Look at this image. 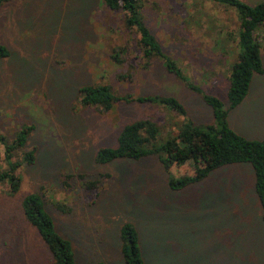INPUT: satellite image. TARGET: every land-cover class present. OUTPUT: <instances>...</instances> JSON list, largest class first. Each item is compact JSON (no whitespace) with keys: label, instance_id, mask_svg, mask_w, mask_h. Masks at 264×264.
Masks as SVG:
<instances>
[{"label":"rangeland","instance_id":"374dc122","mask_svg":"<svg viewBox=\"0 0 264 264\" xmlns=\"http://www.w3.org/2000/svg\"><path fill=\"white\" fill-rule=\"evenodd\" d=\"M241 1L254 6L264 0ZM141 13L163 55L202 94L227 107L239 52L237 12L205 0H144ZM123 18L101 0H14L0 8V45L10 53L0 60V134L11 138L31 127L24 151L36 155L33 165L14 173L17 192L9 179H0V264H53L23 214L22 202L32 193L43 196L75 264H124L125 224L137 232L145 264H264V225L250 164L220 168L172 191L168 179L190 169L173 166L167 173L161 153L96 162L99 149L116 147L126 124L154 122L159 147L187 121L198 127L213 122L202 94L167 72L163 59L142 68L136 37ZM123 47L124 63H114L110 56ZM261 78L253 76L252 84ZM87 85H106L121 100L107 113L83 107L79 90ZM155 95L175 98L186 115L159 103L127 102ZM229 114L239 135L264 139V116L243 108ZM7 170L0 144V174ZM90 182H96L93 191L85 190Z\"/></svg>","mask_w":264,"mask_h":264},{"label":"trees","instance_id":"16d2710c","mask_svg":"<svg viewBox=\"0 0 264 264\" xmlns=\"http://www.w3.org/2000/svg\"><path fill=\"white\" fill-rule=\"evenodd\" d=\"M14 0H0V8ZM103 5L113 13H123L124 23L136 37V48L143 67L154 59H163L167 72L174 74L191 91L202 94V91L183 76L178 63L163 55L156 37L150 32L142 15L144 0H101ZM234 9L240 21L237 45L239 48L236 61L232 64L229 76V89L226 94L227 107L218 98L202 94L203 102L213 113V122L202 127L191 121L184 123L178 132L159 147L155 146L158 138V127L149 119L126 124L117 138L114 148H101L97 151L96 162L107 164L118 159L140 160L154 154H162L160 159L164 170L169 173L173 166H187L190 173L168 179L172 191L182 190L198 184L214 171L240 163L252 166L254 172V191L261 207V220L264 225V139L251 140L242 137L232 130L227 117L230 110L236 108L247 96L252 78L264 74V1L251 6L241 0H205ZM127 47L114 50L110 56L114 63L123 64L121 55ZM10 56L9 50L0 45V60ZM122 79L125 76H120ZM81 105L95 107L102 113L111 111L120 98L111 93L106 85H87L79 90ZM128 103H159L179 115H186L184 107L173 97L145 96L127 98ZM32 128L25 126L11 138L0 134V144L4 146V159L8 170L0 174V179H9L11 192H17L20 179L14 175L23 165L35 163V150L24 151ZM97 188L96 182H90L85 190ZM43 196L39 193L27 195L23 202V214L32 225L47 247L53 264H75L74 253L70 242L60 236L51 215L46 209ZM59 211H64L58 206ZM121 255L124 264H145L138 244V234L134 227L125 224L120 232Z\"/></svg>","mask_w":264,"mask_h":264},{"label":"crops","instance_id":"0c3cea01","mask_svg":"<svg viewBox=\"0 0 264 264\" xmlns=\"http://www.w3.org/2000/svg\"><path fill=\"white\" fill-rule=\"evenodd\" d=\"M258 76L264 77V74L258 75ZM241 108H243L245 111L247 110L248 113L252 112L253 114L258 115V116H264V80L262 78H261V81L257 80V82H254L253 84L251 81V84L249 86V91L245 99L236 108H234L233 110H230L229 112L231 113L232 111H235ZM227 121H228L230 128L232 130H235L236 133H238L237 130L233 127V125L230 124V114L229 113H228Z\"/></svg>","mask_w":264,"mask_h":264}]
</instances>
